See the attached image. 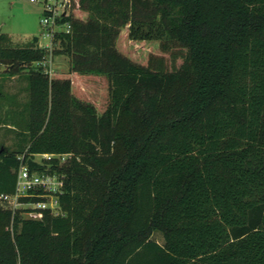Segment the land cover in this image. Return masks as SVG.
<instances>
[{"label": "trees", "instance_id": "obj_1", "mask_svg": "<svg viewBox=\"0 0 264 264\" xmlns=\"http://www.w3.org/2000/svg\"><path fill=\"white\" fill-rule=\"evenodd\" d=\"M66 19L68 72L0 32L30 86L0 194L23 163L65 176L59 213L0 201V264H264V0H74Z\"/></svg>", "mask_w": 264, "mask_h": 264}, {"label": "rangeland", "instance_id": "obj_2", "mask_svg": "<svg viewBox=\"0 0 264 264\" xmlns=\"http://www.w3.org/2000/svg\"><path fill=\"white\" fill-rule=\"evenodd\" d=\"M42 17V7L30 0H0V32L9 33L16 44H27L38 36L39 45L49 50L47 70L51 74L68 72L70 57L56 52L61 47L60 42L47 36L41 24ZM87 92L98 102L105 99L99 86ZM29 100L28 70L14 74L5 64H0V149L17 148L25 142ZM20 209L24 217L29 216L27 208ZM154 237L163 242L162 233L156 232Z\"/></svg>", "mask_w": 264, "mask_h": 264}, {"label": "built area", "instance_id": "obj_3", "mask_svg": "<svg viewBox=\"0 0 264 264\" xmlns=\"http://www.w3.org/2000/svg\"><path fill=\"white\" fill-rule=\"evenodd\" d=\"M39 4L43 9L41 24L47 31V36L54 38L59 32H70L72 23L67 17L71 16L74 0H30ZM47 69V59L37 62ZM48 71V70H47ZM40 156L41 159H38ZM73 156L72 153H43L35 154L38 161L44 158H59L61 162ZM19 158H23L20 155ZM65 176L57 171L31 169L23 163L19 169L17 189L15 193L0 194L1 203L13 210L27 208L28 217L41 218L43 210L50 209L56 213L60 211L59 196L64 192Z\"/></svg>", "mask_w": 264, "mask_h": 264}]
</instances>
